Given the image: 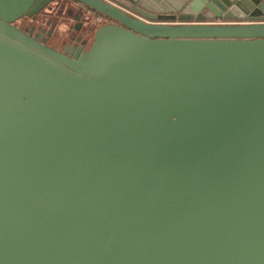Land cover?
<instances>
[{"label":"water","instance_id":"obj_1","mask_svg":"<svg viewBox=\"0 0 264 264\" xmlns=\"http://www.w3.org/2000/svg\"><path fill=\"white\" fill-rule=\"evenodd\" d=\"M0 264H264V0H0Z\"/></svg>","mask_w":264,"mask_h":264},{"label":"rangeland","instance_id":"obj_2","mask_svg":"<svg viewBox=\"0 0 264 264\" xmlns=\"http://www.w3.org/2000/svg\"><path fill=\"white\" fill-rule=\"evenodd\" d=\"M58 12H60V14H61L62 10H59ZM71 14H72V12H71ZM38 20L39 21H37V22H39L41 24V26L45 27V29L42 28V33L43 34L47 33L49 27H51L52 29L55 27L51 33H52V37L58 41V46L57 47L59 49H61L63 47L65 41H67L69 39L70 40H74L75 37L77 36V34H75V24H74V27L72 28V31L70 32V34H67V32L69 30H65L67 28V22L63 19L62 14H61V17H55L52 14L51 15H45V16L40 17V19H38ZM73 21H74V23H76V20H73ZM32 22H36V21L33 20ZM62 24L65 25V29H59L58 28ZM88 24H89V26H91L90 27L91 30H90L89 35L83 37L82 39H80L78 41V45H80V46H82L84 48H87L88 45H90L92 43V36H93L92 34H93L94 30L98 26L97 22H95V24H93L92 22H88ZM85 25H87V24L83 23L81 28L84 29ZM35 26L32 23V27H35Z\"/></svg>","mask_w":264,"mask_h":264},{"label":"crops","instance_id":"obj_3","mask_svg":"<svg viewBox=\"0 0 264 264\" xmlns=\"http://www.w3.org/2000/svg\"><path fill=\"white\" fill-rule=\"evenodd\" d=\"M55 2L54 1H50L46 6L43 7V9H41L40 11H38L36 14H34L32 17H22L20 18L18 21H17V24H22L24 25L26 21H29L30 23L35 20L36 22H32L33 25L35 26L38 22V19H40V17L42 16H45V15H51L54 10H55ZM71 13V12H70ZM217 22H221V21H224L223 19L219 18V19H216ZM234 21H239L238 19H235ZM32 23H31V26H32ZM45 27L44 26H41V29ZM55 28V27H54ZM53 28V29H54ZM59 29H65V25L62 24L58 27ZM52 29V30H53ZM50 30V28H49ZM66 30V29H65ZM50 33V32H49ZM43 34V33H42ZM49 40L54 42L57 46H58V41L56 39H54L52 37V33L48 36Z\"/></svg>","mask_w":264,"mask_h":264},{"label":"flooded vegetation","instance_id":"obj_4","mask_svg":"<svg viewBox=\"0 0 264 264\" xmlns=\"http://www.w3.org/2000/svg\"><path fill=\"white\" fill-rule=\"evenodd\" d=\"M74 26H71V28H69L68 30V32H67V34H70V32L72 31V28H73ZM90 27H88V26H86L84 29H82L81 28V26L79 27V28H75V34H77V36L75 37V39H78V41L80 40V39H82L83 37H85V36H88L89 35V33H90ZM74 39V40H75ZM70 40V39H69Z\"/></svg>","mask_w":264,"mask_h":264}]
</instances>
